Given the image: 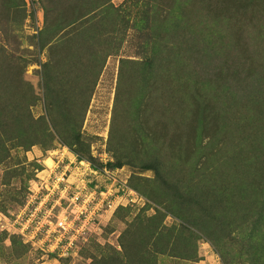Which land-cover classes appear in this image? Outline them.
Returning a JSON list of instances; mask_svg holds the SVG:
<instances>
[{
    "label": "rangeland",
    "instance_id": "rangeland-1",
    "mask_svg": "<svg viewBox=\"0 0 264 264\" xmlns=\"http://www.w3.org/2000/svg\"><path fill=\"white\" fill-rule=\"evenodd\" d=\"M0 264H264V0H0Z\"/></svg>",
    "mask_w": 264,
    "mask_h": 264
},
{
    "label": "built area",
    "instance_id": "built-area-1",
    "mask_svg": "<svg viewBox=\"0 0 264 264\" xmlns=\"http://www.w3.org/2000/svg\"><path fill=\"white\" fill-rule=\"evenodd\" d=\"M82 164H86L88 166H91L92 164L89 161H80ZM71 162L68 163V165L70 166ZM67 167V165H64ZM68 166V167H69ZM95 171V170H94ZM51 172H53V170H51ZM59 180L61 179V176L57 177ZM117 178H113L112 179V186H114L116 184ZM63 183V182H62ZM85 184V183H84ZM70 187V186H69ZM104 192V191H103ZM92 190L89 191V194H92ZM61 198V196L59 197ZM79 199L78 196L74 195L73 198H71L72 202H74V205L76 206L77 204V200ZM38 205L41 204V202L37 203ZM52 207L50 209L47 210V213L43 215V220L42 221H38L36 222L37 226L35 227V231L38 234L40 227H42V225H46L48 226V228H46L45 233L46 236L49 237L50 234H55L54 238L57 236L56 241L60 240L61 237H66L67 235L69 236V241L67 242V244L64 245L63 247V255H73L75 254V252L77 251V249H74V253H69V247H72V244H74V242L83 237L85 234V228L88 224V219L90 217H93V214H89L88 213L85 215V219H81L79 216L81 214L84 213V211H79L76 213V215L74 216V219H77V221H80V225H77L76 227L73 226V220L69 219L68 216H66V214H61V215H55L52 212ZM26 211H28V214L25 213ZM39 208H34V209H29L28 207L23 208L22 210H20L17 214H15V217L13 218V222L12 225H20V227H18L19 231L24 235V236H28L27 233H25L26 231H28L29 229L33 228V225H31V221H32V217H36V215L38 214ZM77 211V210H76ZM73 209V212H76ZM31 227V228H30ZM72 231V232H71ZM71 233V234H70ZM36 234V235H37ZM35 235H31V238H34ZM29 239L30 236L28 237Z\"/></svg>",
    "mask_w": 264,
    "mask_h": 264
},
{
    "label": "trees",
    "instance_id": "trees-1",
    "mask_svg": "<svg viewBox=\"0 0 264 264\" xmlns=\"http://www.w3.org/2000/svg\"><path fill=\"white\" fill-rule=\"evenodd\" d=\"M83 158H79V160H82ZM93 167H96V166H93Z\"/></svg>",
    "mask_w": 264,
    "mask_h": 264
},
{
    "label": "bare ground",
    "instance_id": "bare-ground-1",
    "mask_svg": "<svg viewBox=\"0 0 264 264\" xmlns=\"http://www.w3.org/2000/svg\"><path fill=\"white\" fill-rule=\"evenodd\" d=\"M48 162H50V161H48Z\"/></svg>",
    "mask_w": 264,
    "mask_h": 264
},
{
    "label": "crops",
    "instance_id": "crops-1",
    "mask_svg": "<svg viewBox=\"0 0 264 264\" xmlns=\"http://www.w3.org/2000/svg\"><path fill=\"white\" fill-rule=\"evenodd\" d=\"M69 166V165H68Z\"/></svg>",
    "mask_w": 264,
    "mask_h": 264
}]
</instances>
